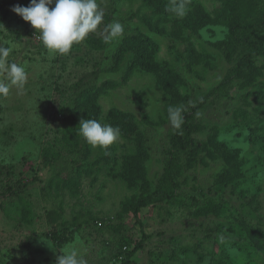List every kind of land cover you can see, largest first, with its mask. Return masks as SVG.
Returning a JSON list of instances; mask_svg holds the SVG:
<instances>
[{"label": "rangeland", "instance_id": "obj_1", "mask_svg": "<svg viewBox=\"0 0 264 264\" xmlns=\"http://www.w3.org/2000/svg\"><path fill=\"white\" fill-rule=\"evenodd\" d=\"M29 2L0 0V47L11 48L8 62L28 74L22 89L0 98V264H57L70 244L80 247L83 264H120L115 254L124 256L123 240L131 239L133 248L142 231L148 237L135 264H264V137L252 140L247 127L261 114L255 108L264 106V27L232 33L240 0H190L182 18L166 11L169 0H97L105 13L97 32L54 57L12 11ZM114 21L124 35L106 44L104 28ZM237 35L261 43L255 71L187 120L199 156L215 142L208 135L225 142L229 153L182 161L175 198L135 215L131 203L142 182L158 185L165 171L169 107L197 103L220 82L235 57L225 48ZM138 37L147 38L151 67L135 59L130 40ZM187 51L196 59L191 65ZM127 115L138 127L126 125ZM82 119L123 133L107 149L93 148L79 133ZM236 163L241 177L224 183L221 172L233 173ZM141 167L145 180L136 178ZM4 170L12 194L1 185ZM53 230L67 236L59 246L46 236Z\"/></svg>", "mask_w": 264, "mask_h": 264}, {"label": "trees", "instance_id": "obj_2", "mask_svg": "<svg viewBox=\"0 0 264 264\" xmlns=\"http://www.w3.org/2000/svg\"><path fill=\"white\" fill-rule=\"evenodd\" d=\"M4 3L7 2V0H3ZM160 5V3H158ZM246 9L247 11H241L242 9ZM238 9V13L235 14L236 17L234 18V24L232 33L237 34L234 30H237V28L242 29V31H247V29H260L264 27V2L263 0H240L238 7L234 6V12ZM160 13V12H158ZM161 17V18H160ZM159 19H162V16H160ZM233 40L231 39L230 42L227 43L226 50H228L229 54L234 53L235 57L232 58V65L227 69L226 74L223 76V78L220 80V82L214 86L212 89H210L197 103H192L191 105L188 104V107L184 106V112L182 113L184 118V123L180 130H176L170 126L167 135H168V142L169 145L167 148H165V161H164V168L165 171L163 173V177L158 180L159 184L152 186L149 182L145 180V173L142 170L141 174L136 175V171H134V174L136 175V178H142L145 180L144 182V190L143 192L138 196L134 197L133 201L131 203L132 210L135 215H137L140 211V209L146 205H148L151 202L154 201H161V200H172L175 198L176 191H178L181 187L182 180L180 181L178 179L179 175V169L183 166V163L180 165V163L185 161V163H192L193 161H205L207 159L206 154L210 153V157L213 158L217 156L218 154H227L229 153L228 147L225 142L220 141L216 138L215 135H208L210 139L214 138L213 142L210 140L211 143L206 147V151L204 155H198L197 147L194 143V137L192 135V125L187 124V120L191 118L193 113L200 109L212 96L226 93L227 89L232 87L235 83L239 84L238 80L243 78V81H245L248 71H255L254 67V57L261 54L262 52V46L261 43L258 40H254L252 38H249V36H234ZM147 38L138 37L136 39H131L130 42L132 46L137 49L138 58L135 57L136 61L141 66H152V62H150V59H145V48L147 47L145 42ZM127 41L124 40L123 43V49L127 48ZM186 50V49H185ZM188 50V49H187ZM189 52L187 56L189 55V62L188 64L191 65L195 63L196 59L191 54V51ZM192 55V56H190ZM124 54H122L118 60L120 61L123 58ZM174 75H179L175 71H172ZM170 75V74H169ZM166 87V86H165ZM264 87V85L262 86ZM262 90V89H261ZM262 96L264 98L263 93H259V97ZM87 100V99H86ZM189 103V102H187ZM187 105V104H185ZM255 114H260L257 116H252L251 119L248 121V129L250 130L249 137L253 139V137H264V106L259 105L257 108H255ZM119 113V112H117ZM120 122H123V118L119 119ZM117 122V121H115ZM126 125H134L138 127V120H134V118L130 115H127ZM260 129V130H259ZM260 134H259V132ZM123 133V132H120ZM137 135L136 133V141L139 144V149H143V147L140 145L142 142V133ZM252 134V135H251ZM256 134V135H255ZM251 140V141H252ZM255 141V140H254ZM147 142L150 143V141L147 139ZM151 145V143H150ZM140 162L141 157H139ZM100 168V167H99ZM101 169V168H100ZM1 170V168H0ZM130 170V167H127L125 169L124 174L127 175L128 171ZM98 173L101 172V170L96 169ZM225 172L229 174H225ZM223 182L225 183L229 178L235 179L236 177H241L239 167L237 166V163L233 167V173L229 172V170H224L221 172ZM5 178L2 180L1 185L4 186V191L8 192L10 194L13 193V185H11L12 178L10 176L9 170H4ZM123 176V174H122ZM185 180V179H184ZM204 185V184H203ZM207 187V185H205ZM210 188V187H208ZM23 202V201H22ZM21 202V205L23 203ZM19 206V203H18ZM16 209H11L12 211ZM10 211L9 214H10ZM21 212V210H19ZM244 225H246V222H243ZM247 234H252L251 231L246 227L245 228ZM62 234L60 231L53 230L49 234L47 233L46 236H48L56 245H61L63 242L66 241V237L64 234ZM148 236L142 231L141 238L138 240L133 241V248H130L131 239L127 238L123 240L122 245L125 246V253L124 256H121L119 253L115 254V259L120 264H135V260L133 258V255L137 252L138 249H141L144 246V241Z\"/></svg>", "mask_w": 264, "mask_h": 264}, {"label": "clouds", "instance_id": "obj_3", "mask_svg": "<svg viewBox=\"0 0 264 264\" xmlns=\"http://www.w3.org/2000/svg\"><path fill=\"white\" fill-rule=\"evenodd\" d=\"M190 0H169L166 11L177 17H184L188 12ZM51 6V7H50ZM12 11L39 33V40L50 57L67 55L74 44H80L97 32L104 19V11L97 0H30L28 6L13 5ZM124 35V26L114 21L104 28V42L111 44ZM12 49L0 47V98L9 96L13 87L22 89L27 82L25 66L9 63ZM183 106L169 107L168 120L172 128L180 130L184 118ZM79 133L86 143L93 148L107 149L120 137V129L109 124H102L95 119H82ZM57 264H83L81 249L77 244H70Z\"/></svg>", "mask_w": 264, "mask_h": 264}]
</instances>
